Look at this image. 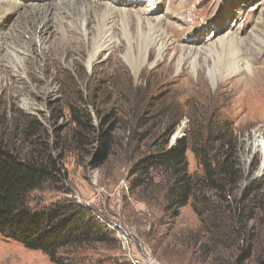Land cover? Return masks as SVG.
Segmentation results:
<instances>
[{
  "label": "rangeland",
  "instance_id": "rangeland-1",
  "mask_svg": "<svg viewBox=\"0 0 264 264\" xmlns=\"http://www.w3.org/2000/svg\"><path fill=\"white\" fill-rule=\"evenodd\" d=\"M20 1L23 8L50 4L48 35L60 38V25L68 30L69 39L77 38L76 27L61 21L66 20L61 5L75 0ZM106 4L159 18L178 47L198 51L222 37L234 40L242 57L251 58L255 76L240 73L241 80L222 81L206 69L197 75L192 67L181 73L180 52L168 50L158 65L157 48L137 75L118 50L105 52L88 68L85 42L80 52L48 54L47 61L39 51L37 62L32 58V63L27 62L26 74L12 75L0 39V65L5 72L0 77V142L23 157L46 151L61 167L58 182L46 183L28 196L29 207L75 205L110 235L103 242L72 244L60 249L58 256L70 264H132L133 259L140 264H264V141L261 144L254 135L257 128L264 129V0H113ZM15 17L6 26L0 18V31L5 32ZM27 39L23 36L19 42ZM79 42L71 47L77 48ZM200 56L202 64H213L212 55L201 52ZM84 101L90 103L87 111ZM86 113L94 129L80 128L73 121ZM31 118L40 125L28 130ZM216 125H227L237 138L239 180L224 198L200 197L180 209H166L165 180L160 176L151 183L143 180L134 166L163 147L164 141L171 148L174 134L178 133L175 140L185 136L192 142L194 133L204 135ZM179 127L182 130L177 131ZM96 129L112 136L110 152L98 165L94 164ZM186 158L188 172L201 174L190 148ZM206 209L209 212L200 215ZM0 264L53 263L46 253L0 235Z\"/></svg>",
  "mask_w": 264,
  "mask_h": 264
},
{
  "label": "trees",
  "instance_id": "trees-1",
  "mask_svg": "<svg viewBox=\"0 0 264 264\" xmlns=\"http://www.w3.org/2000/svg\"><path fill=\"white\" fill-rule=\"evenodd\" d=\"M84 104L83 110L87 111L90 103L84 101ZM80 116V119L73 118L78 127L94 129L89 126L90 114L86 113L85 118ZM36 125L40 123L31 118L28 130ZM95 131L97 161L94 164L98 165L110 152L112 136L109 131ZM193 136L192 142L181 137L169 149L168 142L164 141L163 147L141 158L134 166V173L143 180L151 183L155 176L165 180L166 209H180L200 197L203 200L224 198L229 195L230 185L241 176L236 156L237 138L227 125H216L204 135L197 131ZM189 148L202 167L199 175L188 172L186 152ZM60 171L59 162L46 151L23 157L0 142V235L25 248L46 253L53 264H70L58 256L60 249L72 244L103 242L110 235L103 225L75 205L58 203L39 210L29 207L28 196L46 183L58 182ZM208 212L206 209L200 215Z\"/></svg>",
  "mask_w": 264,
  "mask_h": 264
},
{
  "label": "bare ground",
  "instance_id": "bare-ground-1",
  "mask_svg": "<svg viewBox=\"0 0 264 264\" xmlns=\"http://www.w3.org/2000/svg\"><path fill=\"white\" fill-rule=\"evenodd\" d=\"M101 1L105 3L97 5L87 0L61 3L66 15H64L66 20L62 18L63 20L61 21L68 26H75L76 31L79 33L76 39L71 40L67 36L68 30L61 28L60 25L58 27V31L62 32L60 38L48 35L50 33L49 17L53 16L52 10L49 8L50 4H30L26 8H23V1L0 0L1 24H5L6 26L9 19L16 16L14 21H11L13 23H10L5 32L0 31V39L5 46V51L3 50L4 56L7 53L5 57L8 56V64L11 66L8 73L12 75L26 74L28 72L27 62L31 61V58L33 62H37L36 56H38L39 51L40 55L47 61L48 54L60 56L69 51L73 53L80 52L81 44L85 42L86 46L83 44L82 47L86 51V66L88 68L100 55L105 52L111 54L114 50H118L120 55L132 68L134 75H137L138 70L144 65L146 58L148 57L149 59L148 54L157 48L160 58L158 65L163 63L168 50L172 49L180 52L177 66H179L181 73L187 67H192L197 75L206 69L212 75L220 76L222 81H228L233 77L241 80L243 79L241 77L242 73L251 77L255 76L253 73L255 68L251 66V58L246 59L242 57V54L237 50L234 40L222 37L216 43L211 42L205 48H200L198 51L178 47L174 45L172 39L164 31V22H161L159 18L141 17L135 12L114 8L106 4L109 1L113 2V0ZM161 9L164 11L163 8ZM23 36H27L28 39L19 42ZM78 40L80 41V46L72 48L71 43ZM201 52L212 55L211 60L213 64L211 66L207 67L202 64ZM204 63L206 64V60H204ZM4 73V67L0 65V77ZM24 101L26 105L29 104L25 99ZM180 128L177 131L182 130ZM254 135L255 139H259L262 144L264 141V129L257 128ZM176 136H178V133L172 136V142Z\"/></svg>",
  "mask_w": 264,
  "mask_h": 264
},
{
  "label": "built area",
  "instance_id": "built-area-1",
  "mask_svg": "<svg viewBox=\"0 0 264 264\" xmlns=\"http://www.w3.org/2000/svg\"><path fill=\"white\" fill-rule=\"evenodd\" d=\"M132 264H140V262L138 260H136V259H133L132 260ZM148 264H157V263H153V262L149 261Z\"/></svg>",
  "mask_w": 264,
  "mask_h": 264
},
{
  "label": "water",
  "instance_id": "water-1",
  "mask_svg": "<svg viewBox=\"0 0 264 264\" xmlns=\"http://www.w3.org/2000/svg\"><path fill=\"white\" fill-rule=\"evenodd\" d=\"M176 141H177V139L176 140H174L173 142L171 141V144H170V146L172 147V146H174V144L176 143Z\"/></svg>",
  "mask_w": 264,
  "mask_h": 264
}]
</instances>
